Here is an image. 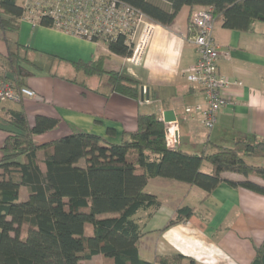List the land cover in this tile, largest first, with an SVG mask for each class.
I'll return each instance as SVG.
<instances>
[{
	"label": "crops",
	"instance_id": "0c3cea01",
	"mask_svg": "<svg viewBox=\"0 0 264 264\" xmlns=\"http://www.w3.org/2000/svg\"><path fill=\"white\" fill-rule=\"evenodd\" d=\"M22 1L17 0V4ZM198 8L182 7L169 27L156 24L143 63L133 72L126 58L112 54L102 42L20 20L17 33L9 38L26 49L22 87L32 90L36 98L20 104L0 103V158L5 138L14 131L7 123L8 111L19 109L24 110L30 126L36 116L59 120L54 130L35 136L39 144L73 133L92 134L107 143L119 144L124 134L136 130L138 114H153L161 121L162 113L168 110L174 112L178 124V148L189 154L214 153L210 144L232 147L239 140L261 139L264 23H254L249 32H238L215 22L213 39L221 52L228 54L218 60L219 73L239 80L242 86L227 92L229 103L217 113L214 127L207 130L201 124V113L194 111L196 106L206 108V96L185 78L197 60L189 18ZM99 57L104 58L106 73L126 69L139 80L141 87L148 90L149 103L142 102L140 89L137 100L129 99L113 92L106 75L85 76L76 70L74 64ZM6 58L0 32V73L6 72ZM187 108L192 110L190 114L185 112ZM244 161L253 167H264V158ZM200 171L211 174L212 170L203 163ZM223 178L245 180L231 173L223 174ZM248 180L264 186L257 177L250 176ZM145 191L157 198L159 207L134 216L142 233L138 254L144 261L181 255L195 264H250L255 250L264 242V196L224 182L208 196L194 186L163 178L149 179ZM22 192L27 196V190L21 188L20 200ZM183 207L192 209L194 215L162 231ZM97 257L103 264L101 256Z\"/></svg>",
	"mask_w": 264,
	"mask_h": 264
},
{
	"label": "trees",
	"instance_id": "16d2710c",
	"mask_svg": "<svg viewBox=\"0 0 264 264\" xmlns=\"http://www.w3.org/2000/svg\"><path fill=\"white\" fill-rule=\"evenodd\" d=\"M144 14L151 22L169 27L180 9L210 7L214 21L224 29L249 32L264 23V0H117ZM24 14L17 0H0V32L7 50L6 72L17 88L23 85L22 63L26 49L9 36L18 31ZM192 13L189 21H192ZM42 26H51L42 19ZM97 42V40H94ZM109 52L122 58L131 54L124 36L100 41ZM104 58L74 64L85 76L106 75L113 92L137 100L141 83L126 69L105 72ZM7 123L14 129L5 138L0 158V264H92L101 256L103 264H182L181 255L156 256L152 262L139 257L142 236L134 216L156 210L159 202L145 191L152 178H163L194 186L210 195L220 183L264 196V167H253L244 159L264 158V136L232 147L210 144L214 153L189 154L170 149L165 125L153 114H138L136 130L124 134L119 144L98 136L73 133L37 143L35 136L54 130L59 120L36 116L30 126L23 109L8 111ZM207 163L211 174L200 171ZM237 174L231 181L223 174ZM27 190L25 201L19 199ZM194 215L183 207L162 231ZM92 232L85 234V227ZM188 264H195L188 259ZM250 264H264V242Z\"/></svg>",
	"mask_w": 264,
	"mask_h": 264
},
{
	"label": "built area",
	"instance_id": "2783aa9c",
	"mask_svg": "<svg viewBox=\"0 0 264 264\" xmlns=\"http://www.w3.org/2000/svg\"><path fill=\"white\" fill-rule=\"evenodd\" d=\"M21 6L24 11L21 20L33 25L50 19V27L93 42L124 36L131 48L130 56L125 59L131 72L141 67L156 27L144 14L117 0H23ZM192 24L197 60L185 78L206 96V108L196 106L194 111L201 113L202 126L211 130L217 113L229 103L227 92L241 87L242 82L219 73L218 60L228 54L221 52L213 39L212 9L199 7L192 15ZM33 98L36 94L29 88H17L10 80H0V103L20 104ZM144 100L142 102L149 103ZM185 112L190 114L192 110L187 108ZM164 125L167 146L177 149V121Z\"/></svg>",
	"mask_w": 264,
	"mask_h": 264
},
{
	"label": "water",
	"instance_id": "95a60500",
	"mask_svg": "<svg viewBox=\"0 0 264 264\" xmlns=\"http://www.w3.org/2000/svg\"><path fill=\"white\" fill-rule=\"evenodd\" d=\"M140 98L143 101L144 99L148 100V90L146 88L141 87L140 88ZM176 121V117L174 115V112L171 110L168 111H164L162 113V119L161 122H163L164 124L166 123H171V122H175Z\"/></svg>",
	"mask_w": 264,
	"mask_h": 264
},
{
	"label": "rangeland",
	"instance_id": "374dc122",
	"mask_svg": "<svg viewBox=\"0 0 264 264\" xmlns=\"http://www.w3.org/2000/svg\"><path fill=\"white\" fill-rule=\"evenodd\" d=\"M61 137H63V136H61ZM26 198H27V196H25V194L22 192V193H21V201H25ZM91 232H92V228H91L90 226L87 225V226L85 227V234H86V235H89ZM189 260H190V259H189ZM192 261H193V260H192ZM193 262H194V261H193ZM91 263H92V264H101L102 262H101L100 257H95V258L92 260ZM187 263H188V259L186 258V260H184L182 264H187ZM194 263H195V262H194Z\"/></svg>",
	"mask_w": 264,
	"mask_h": 264
}]
</instances>
